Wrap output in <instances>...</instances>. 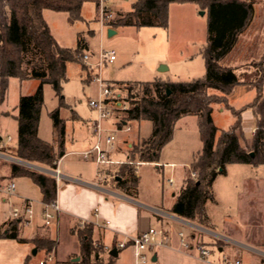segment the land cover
<instances>
[{"label": "trees", "instance_id": "1", "mask_svg": "<svg viewBox=\"0 0 264 264\" xmlns=\"http://www.w3.org/2000/svg\"><path fill=\"white\" fill-rule=\"evenodd\" d=\"M85 0H0V99L5 98L10 78L38 80L39 85L33 95L21 96L18 105L17 158L56 168L58 159L65 155L66 123L60 115V106L49 115L56 131L55 145L43 141L38 136L43 87L50 84L59 97L67 82V64L77 62L86 68L84 54L87 49L80 40L75 48L59 45L52 36L44 19L45 10L65 12L71 22L81 19V7ZM261 0H134L132 10L109 21L111 27H169L171 4H195L208 12L206 44L202 50L206 74L203 78L187 82H116L119 100L130 105L125 113V122L150 121L151 135L140 139L130 149V158L140 163H157L161 150L174 136L177 122L183 117L197 118L202 149L193 157L191 168L198 172L197 180L184 178L175 197L170 212L187 221L206 226V204L214 200L213 183L225 172L229 164H264V94L255 82L257 97L251 104L259 117L258 127L249 143L241 131L240 112L228 130H219L213 121V106L226 104L232 90L240 84L233 67L224 63L233 51L239 37L249 27L254 16V5ZM264 69V55L260 60ZM246 83V81H245ZM113 85V84H111ZM115 85L113 88L115 89ZM170 90V95L167 91ZM62 99V98H61ZM242 141L245 143L242 144ZM251 153L254 155L252 156ZM119 178L114 182L126 194L134 196L138 192V179L134 167H121ZM188 170L186 171V173ZM30 178L43 193L46 204L56 200L58 185L56 179L44 173L25 167L12 165L10 179ZM118 179H120L118 181ZM18 221L4 232L0 229V239L18 237ZM92 226L86 224L80 233V261L69 264H117V258L110 255L92 239ZM195 233L193 232V235ZM38 249L46 251L44 264L56 242L47 236L35 240Z\"/></svg>", "mask_w": 264, "mask_h": 264}, {"label": "rangeland", "instance_id": "2", "mask_svg": "<svg viewBox=\"0 0 264 264\" xmlns=\"http://www.w3.org/2000/svg\"><path fill=\"white\" fill-rule=\"evenodd\" d=\"M261 2L262 0L256 3L255 18L252 19L248 31L241 39L242 45L234 52L232 62L242 56L247 57L241 58V62L246 61V63L238 68V73L245 72L242 73L240 79L247 83H258L257 86L261 88L264 94V69L259 63L262 58H256L257 54L261 53V51L259 52L260 48L264 51V3L261 4ZM133 3L134 0H112L109 3L112 15L104 24L101 23L97 0H85L81 7V19L75 22H71L65 12L45 10L43 16L52 36L62 47L75 48L80 40L88 44L89 51L85 53L91 55L90 62L92 64L98 61L102 51L108 58L109 53L114 52L115 60L113 62L106 60L101 68V78L106 82H151L158 78L167 82H187L203 78L206 69L205 60L200 51L206 44L208 12L199 10L195 4H171L167 29L162 27H116L114 29L116 33L110 36L108 30L111 28L107 25L109 21L131 11ZM202 11L204 14H201ZM159 64L166 65L169 70L166 73L158 72ZM248 70L251 73L247 72ZM95 74V69L91 70L87 66L83 68L80 63L69 62L67 64L68 80L63 85L61 97L55 94L50 84L44 85V100L40 118V135L42 137L50 141L54 138L52 120L49 114L60 106L61 101L64 106L60 108V115L65 120L68 134L71 136L74 130V137L76 136L79 141L88 137L86 125L90 120H98V112L89 106V100L96 98L99 94L98 83L92 81ZM35 86L36 80L33 79L21 81L18 78H10L4 106L13 108L18 103L19 97L32 94ZM257 92L254 84L238 85L229 95L228 106L222 104L223 112L218 111L220 104H215L213 106V119L218 129H230L238 118L236 115L238 110L244 138L247 141L251 139L253 129L257 125V115L250 105L255 101ZM3 101L4 99H0V102ZM74 113H77L86 125L72 120ZM121 116L124 118L125 114L123 113ZM114 120L109 118L102 122L104 131L109 133L110 130L117 128L114 126ZM128 124H131V130L127 133L124 130L119 131L116 143H120V140L127 136L139 135L138 140L136 139L137 141L132 144H140V139L151 135L152 123L150 121L129 122ZM16 128V119L12 120L5 117L1 119L0 134L4 138L10 135L16 141ZM94 138L96 140L95 136ZM74 143L69 141L66 150H73L74 148L71 146ZM242 144L245 143L242 141ZM130 149L131 147L129 152ZM201 149L202 142L197 118L193 116L183 118L176 126L173 139L161 150L158 163H141L137 167L139 174L138 198L167 208L172 200L171 194L180 188L194 154ZM91 163L79 160L77 156H68L64 158L61 169L64 171L66 168L80 170L91 167L92 169L94 164ZM157 166L160 168L157 169ZM254 167L230 164L227 166L229 176L219 175L214 187L219 203L209 205L213 218L219 224L231 216L228 219H231L241 228L242 220L240 217H251L256 212L258 215L263 213L264 189L257 188L255 190L253 188L252 183L256 178L253 171ZM262 167L264 168V164ZM171 177L175 181L172 186L168 182ZM248 179L251 183L248 182ZM242 192L243 201L240 205L239 198ZM151 225L156 229L167 230L176 237L181 230H191L188 225L169 218H166L162 224L152 222ZM67 240H65L62 252L71 248ZM193 241L205 245L213 256H219L223 253L219 252L216 247V239L207 232L197 230L196 238ZM9 242L12 244H8ZM20 244L21 242L18 241L0 240V264H23L22 248L17 249L15 246H21ZM26 244L28 245L26 247L32 246L29 252L33 254V249L36 248L35 242H26ZM62 252H59L57 258L65 259L63 255L65 253ZM227 252L228 249L226 248L224 253ZM44 256V250L41 249L37 255H33L32 263H37ZM77 257L80 258V256ZM73 258L66 257L65 260L68 263ZM123 262L134 264L130 250L121 252L119 263ZM148 264H153V262Z\"/></svg>", "mask_w": 264, "mask_h": 264}, {"label": "crops", "instance_id": "3", "mask_svg": "<svg viewBox=\"0 0 264 264\" xmlns=\"http://www.w3.org/2000/svg\"><path fill=\"white\" fill-rule=\"evenodd\" d=\"M262 3H264V0H262L261 4ZM197 7L199 10H201L199 6ZM255 15H256V4L254 5L253 19L255 18ZM109 27L112 30L116 29L115 27H111V26ZM248 28L239 37L238 43L236 44L235 48L224 60V63L226 65L234 68L235 73L239 79L242 73L245 72L242 71L241 73L240 72L238 73L239 71L238 68L239 66L244 65V63H246V61L241 62V58L243 59L247 57L242 56L240 58H237L236 60L233 61L234 62L233 63L232 56L234 52H236L237 48H239L242 45L241 39L248 31ZM85 45L88 49V50L86 49L85 52H87L89 51V46L86 43ZM260 49L259 52L261 51V53L260 54L258 53L256 58L257 57L262 58L264 55L263 53L264 51H262V48ZM202 50L203 48L200 51L201 54H202ZM159 65L160 66L157 69L158 72L166 73L169 70V68L166 65L163 64H159ZM247 72L251 73L250 70H248ZM158 80L165 81L162 78H158ZM116 82H134V81H116ZM116 82H110V83L115 85L114 83ZM242 84H249V83L247 82L245 83L244 80L240 79V84L238 85H242ZM38 85H39V81L36 80V86L34 92L29 95H33L35 93ZM115 90L119 92L116 85H115ZM21 96H26V95H21ZM5 100H6V95L4 101L0 102V121L3 117L11 118L12 120L16 119L18 115L19 100L18 103L13 108H7L6 106H4ZM219 108L220 109H218V111L223 112L222 104L219 105ZM256 117H257V125L253 129V132L251 134V139L248 140L249 143L252 142L253 136L258 127L259 117L258 116ZM182 119H180L177 122V124ZM72 120L79 122L80 124L83 125L85 124V122L77 113L73 114ZM95 122H96L95 120H90V122L87 125L85 124L87 126L89 135L83 141L77 140L76 136L74 137V133H73L74 130L72 132V135L70 136L67 132V125H66V130H65L66 153L62 157V164L60 168H62L64 158H67L68 156H77L79 160L88 163L93 162L91 164H94V166H92V169L91 167L87 169L83 168L80 170L78 169L70 170L66 168V170L64 171L61 169V171L67 177L66 180L57 184L58 190L55 201L58 202L61 211L57 214L55 220L50 226L45 225V220L43 215L45 203L43 202L44 196L40 188L30 178L17 177L14 179H10L9 176H10V168L12 165L25 167L30 170H34L51 176H52L51 172L54 169H50L46 166L33 164L17 158L16 144L18 141V134H19L18 122L16 128L17 140L14 141L12 136L8 135L9 137L12 138V142L10 144L11 145L10 150L5 152L7 158L0 157V229L4 232H7L8 229L12 227L13 223L16 222V220H14L11 217L12 208H16V207L24 208L25 206L30 205V207L33 210L32 217L29 218L27 222H25L24 220L18 221L19 223L18 237L25 239V242H22L20 244L21 246L15 245L17 249L22 248L21 258L23 264H40V262L46 261V258L44 256V258L40 259L37 263H32L33 254L29 252L32 246L26 247L28 246L26 242H35V240L38 237H43V236H47L56 242L55 248L48 255L47 263L68 264L67 261L65 260L66 257L69 258L74 257L73 259H75L80 254V246H81L80 233L81 230L84 229L82 228V222H85L88 225L92 226L93 241L96 244L101 245L105 249L106 247L115 248L117 246V243L123 241L127 235L133 236L140 234L148 230L149 228H153V226L151 225L152 222H157L162 224L166 218L173 219L178 223L186 224L189 227L195 226L198 230L207 232L208 234L212 235L216 239L215 245L218 248L219 252H223V253L222 255L219 256L216 255L213 256L211 253V255L207 259H202L199 256V253L196 249L190 251H185L181 249L178 236L176 237L175 235L171 234L168 231L169 240L167 241V243L154 250L153 256L156 255V261L153 262V264H224V261L227 258L229 259L239 258L242 259L247 264H264V211L263 213L259 214L260 216L256 212L255 215L251 217H240V219L242 220L241 228L236 223H233L231 219H228L231 217L229 215L227 219H224L219 224L211 214L209 205L219 203L214 189L215 184L219 178V175L229 176L227 171L228 165L225 168V172L222 174H218V176L216 177L213 183L212 190H213L214 200L209 201L206 204V211H207L206 226L195 224L193 222L180 218L170 212V208L172 207L175 197L180 188L178 189V191L173 192L171 194L172 200L168 205V207L163 208V206H160V204H154L139 199L138 198L139 190L136 195L131 196L126 194L123 190L117 187V184H115L114 179L119 178V175L123 170L121 167L124 165H129L131 167H134L135 176L139 181V174L137 167L141 165V163L131 160L129 154V148L130 147L132 148L133 145L132 143L138 140V137H140L139 135H134L132 137L127 136L121 139L120 143H116L115 148L109 153L110 159L114 162L112 164L105 165L102 167L107 171L108 178L107 179L98 178V170L100 169V166H98V164L94 161L93 158L84 159L81 157V155L78 154L79 152L90 149L94 145L96 141L94 138V136L96 137L94 131ZM124 132L127 133L126 131ZM52 133L54 135V138L51 141L48 140L47 138L42 137L40 135V123H39V129H38L39 138H41L45 142L52 143L55 145L56 131L54 127ZM1 139L5 140L6 138H4L0 134V140ZM69 141L75 142L71 146V148L74 149L67 151L66 145L68 144ZM243 165L255 166L251 164H243ZM159 168L160 167L157 166V169ZM190 168L191 166L188 168V172ZM253 171L256 176V178H254L255 179L254 182L252 183L253 188L255 190L257 188H259L260 190L264 189V168L262 167V165L255 166ZM188 172L183 177V180L184 178L188 177ZM119 180L120 179H118V181ZM10 182H14L16 185L15 193L12 196H8L3 192V189H5ZM248 182H250L249 179ZM138 186H139V182H138ZM242 194L243 192L240 193V198H239L240 205L243 201ZM102 224H107V226L104 228L100 227V225L102 226ZM167 226L170 227V225ZM189 232H192V235L193 232L195 233L193 235V239H195L196 231H192L191 229ZM0 240L3 241L13 240L14 242L18 241L14 239H0ZM65 240L68 241V245H71V248L62 252L63 245L65 244ZM8 244H12V243L9 242ZM226 248L228 249V252L225 254L224 251ZM34 249H37V254L41 250V248L38 249L37 247ZM125 250L131 251L134 261L133 250L132 248L128 247L126 249L118 251L119 255L116 260L117 264H127L124 262L119 263L120 254L122 251ZM59 252L65 253L63 254L65 256V259L57 258ZM44 253L46 254L45 250Z\"/></svg>", "mask_w": 264, "mask_h": 264}, {"label": "built area", "instance_id": "4", "mask_svg": "<svg viewBox=\"0 0 264 264\" xmlns=\"http://www.w3.org/2000/svg\"><path fill=\"white\" fill-rule=\"evenodd\" d=\"M111 1L112 0H97L98 8L100 9V18L102 24H104V22L112 15L109 6V3H111ZM90 58L91 55L89 53L84 54V64L91 70H96V74L93 76L92 81L98 83L99 86L98 96L89 100L90 108L98 112V120L94 125L96 141L90 149L79 152L78 154L81 155V157L84 159L93 158L98 166H100V169L98 170V178L107 179L108 173L102 167L113 163V161L109 157V153L115 148L117 134L122 130L126 132H129L131 130V126L128 124L129 122H125L122 127L119 126L124 119L121 114H125L130 108V105L128 103H125L124 101L119 100V95L113 88V85L101 78V68L106 60L108 62H113L115 60L114 52H110L108 58V56L102 51L100 53L98 61L95 64H92L90 62ZM109 118L115 119L114 125L117 126V128L110 130L109 133H107L102 128V122ZM11 142L12 138L9 136L6 137L5 140H0V157L7 158L5 152L10 150ZM61 164L62 158L57 160L56 168L51 172L52 176L56 179L57 184L67 179L64 173L61 171ZM188 177L193 180H197L198 172L190 168ZM168 182L170 185L174 184V180L172 178H170ZM15 190V183L10 182L8 186L3 189V192L8 196H12L15 193ZM60 211L61 208L57 201L49 204L45 203L43 212L45 225L50 226ZM32 215L33 210L30 205H27L24 208H12L11 211V217L16 221L24 220L25 222H27L28 219L32 217ZM86 224L87 223L82 222V226ZM106 226L107 224H102V226L100 225V227L103 228ZM190 228L192 229V231L198 230L195 226H190ZM178 239L180 248L185 251L196 249L202 259H207L211 255V251L205 245L201 243H194L192 232L181 230L178 233ZM168 240L169 232L167 230L149 228L148 230L137 235H127L123 241L117 243V246L115 248L119 251L130 247L133 250L134 264H148L152 262L154 250L162 245H165ZM112 249L114 248H105L107 252H110ZM44 262L45 261L40 262V264H44ZM224 264L247 263L239 258H227L225 259Z\"/></svg>", "mask_w": 264, "mask_h": 264}, {"label": "water", "instance_id": "5", "mask_svg": "<svg viewBox=\"0 0 264 264\" xmlns=\"http://www.w3.org/2000/svg\"><path fill=\"white\" fill-rule=\"evenodd\" d=\"M201 14H204V12L202 11ZM108 33H109L110 36H112V35L115 34V31L112 30V29H109V30H108ZM167 94L170 95V90L167 91ZM251 155L253 156L254 154L251 153ZM36 254H37V249H34V250H33V255H36ZM110 255L113 256V257H115V258H117L118 255H119V252H118V250H117L116 248H114V249H112V250L110 251ZM79 260H80L79 257L73 259V261H75V262H78ZM155 261H156V255H154L153 258H152V262H155Z\"/></svg>", "mask_w": 264, "mask_h": 264}]
</instances>
